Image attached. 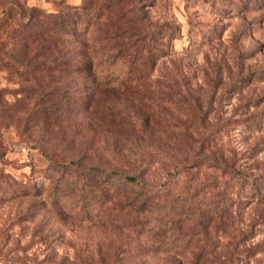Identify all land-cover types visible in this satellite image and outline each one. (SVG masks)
I'll return each mask as SVG.
<instances>
[{
  "label": "rangeland",
  "instance_id": "rangeland-1",
  "mask_svg": "<svg viewBox=\"0 0 264 264\" xmlns=\"http://www.w3.org/2000/svg\"><path fill=\"white\" fill-rule=\"evenodd\" d=\"M121 1L152 66L116 0H0V264H264V0Z\"/></svg>",
  "mask_w": 264,
  "mask_h": 264
},
{
  "label": "trees",
  "instance_id": "trees-1",
  "mask_svg": "<svg viewBox=\"0 0 264 264\" xmlns=\"http://www.w3.org/2000/svg\"><path fill=\"white\" fill-rule=\"evenodd\" d=\"M114 6V5H113ZM102 6H99V9L101 10ZM115 12L113 15L114 20V27L116 28V32L113 34V39H117V41H120L121 49L126 51H133L135 54V58L140 57L139 59L142 61V66L145 67L147 65L152 66V62L150 61L149 57L145 58L143 57L144 53L147 55L149 54L147 52L148 50V43L146 42V38H149L150 34L146 31L145 26L143 25V20H140L139 17H129V10L126 8V5L121 0H116V6ZM89 9V6L82 7L83 12H87ZM37 10L32 9L27 15L25 16V13H22L20 17H22V21L18 20L17 25L22 26L24 28V31L26 33L29 32V36L31 39L37 40L38 35H32L34 32H30L31 30L35 29V12ZM100 16L98 15V18ZM67 18V17H66ZM19 23V24H18ZM42 24L46 25V28L51 29L49 34H53L56 36V43L61 44V38L64 37L65 34L68 32V27H75L76 19H71L70 21L66 20L64 18V14H45L44 18L42 19ZM79 23L77 22L76 25ZM140 26V30H136V26ZM42 29V28H41ZM46 29V31H47ZM173 32L179 31L180 26L177 25L176 27L172 28ZM43 30H40V32ZM45 32L41 33L40 36H46ZM173 37H171L172 39ZM151 40V38H150ZM60 53V52H58ZM121 179L124 182H127L128 184L132 185H138V181L135 178L132 177H126Z\"/></svg>",
  "mask_w": 264,
  "mask_h": 264
},
{
  "label": "built area",
  "instance_id": "built-area-1",
  "mask_svg": "<svg viewBox=\"0 0 264 264\" xmlns=\"http://www.w3.org/2000/svg\"><path fill=\"white\" fill-rule=\"evenodd\" d=\"M23 151L25 152V149H23Z\"/></svg>",
  "mask_w": 264,
  "mask_h": 264
}]
</instances>
